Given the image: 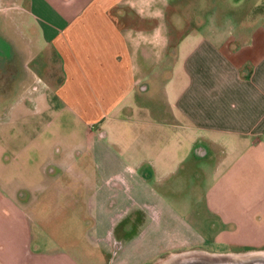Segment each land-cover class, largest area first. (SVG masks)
I'll return each mask as SVG.
<instances>
[{
  "label": "crops",
  "instance_id": "obj_1",
  "mask_svg": "<svg viewBox=\"0 0 264 264\" xmlns=\"http://www.w3.org/2000/svg\"><path fill=\"white\" fill-rule=\"evenodd\" d=\"M171 1L0 0V102L33 101L28 145L43 153L21 184L0 128V264H80L69 242L95 258L147 241L194 177L220 216L214 241L264 249V14L175 44Z\"/></svg>",
  "mask_w": 264,
  "mask_h": 264
},
{
  "label": "rangeland",
  "instance_id": "obj_2",
  "mask_svg": "<svg viewBox=\"0 0 264 264\" xmlns=\"http://www.w3.org/2000/svg\"><path fill=\"white\" fill-rule=\"evenodd\" d=\"M167 6V12L179 13L185 24L184 28H181L183 34L171 36V40L175 44L178 43L176 42L178 37L181 36L182 38L193 28H204L206 32L212 27L219 28L221 31L236 29L242 25H253L258 16L264 14V0H172ZM183 56L184 54L180 53L179 58L178 55L168 57L165 65L169 61L172 64V61L177 60V58L181 60ZM173 69L172 65L165 66L164 75L166 74V79L171 76ZM1 100L0 128H5L3 137L7 140L12 139L15 149L21 151L13 163L12 161L9 162L12 164L6 173L14 174L17 180L24 181L21 184L28 185L32 183L29 180L30 176L34 172L38 174L43 159V153H33L34 146L28 145L30 137L27 127L29 114L36 112L38 107L34 108L33 101L26 94L22 96L16 94L14 97L10 96ZM214 148L216 149V147ZM220 151V149H216V153H220ZM4 156L6 157L7 154ZM209 159L211 158H194L193 162L205 163ZM198 181L201 182L198 177L188 181L186 185L189 187L186 194L171 193L170 198H173L174 209H165L161 224L154 223L149 227L146 236L147 241L125 243L127 244L125 249H122L123 243L119 240L110 242L109 245L104 243L101 247H109L110 251L107 253L100 250L92 251L98 254L95 255V258L87 256L90 252L86 250L85 253H82V250L78 248L79 246L74 247L72 242L66 246L67 250L75 253L78 249L80 264H158L174 253L188 249H206L212 252L264 250L245 249V247L214 241V234L223 226L220 225L219 214L206 208L205 202L201 200L204 193H201V188L197 186ZM194 185H196L195 189ZM184 196L195 199L196 202H192L190 207L182 205L183 201L180 203V200L177 201V199L184 198ZM147 212L148 214L151 213L148 210ZM153 230L156 231L151 232ZM148 232L151 233L148 235ZM77 234L79 239V227H73L71 235L74 237ZM71 235L68 234V237ZM80 243L78 241V244ZM95 244L83 241V245L88 247L95 246Z\"/></svg>",
  "mask_w": 264,
  "mask_h": 264
},
{
  "label": "water",
  "instance_id": "obj_3",
  "mask_svg": "<svg viewBox=\"0 0 264 264\" xmlns=\"http://www.w3.org/2000/svg\"><path fill=\"white\" fill-rule=\"evenodd\" d=\"M158 264H264V250L212 252L206 249H188L174 253Z\"/></svg>",
  "mask_w": 264,
  "mask_h": 264
},
{
  "label": "flooded vegetation",
  "instance_id": "obj_4",
  "mask_svg": "<svg viewBox=\"0 0 264 264\" xmlns=\"http://www.w3.org/2000/svg\"><path fill=\"white\" fill-rule=\"evenodd\" d=\"M0 57H1V55H0ZM2 58H3V59H6L7 57H3V56H2L1 59H2ZM6 70H10V69H8V67H6Z\"/></svg>",
  "mask_w": 264,
  "mask_h": 264
}]
</instances>
